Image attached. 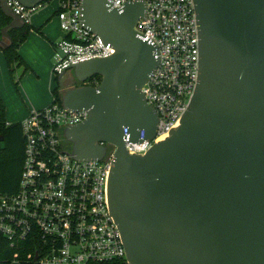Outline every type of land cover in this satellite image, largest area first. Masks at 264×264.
Segmentation results:
<instances>
[{"label":"water","instance_id":"95a60500","mask_svg":"<svg viewBox=\"0 0 264 264\" xmlns=\"http://www.w3.org/2000/svg\"><path fill=\"white\" fill-rule=\"evenodd\" d=\"M18 1L27 9L44 2ZM113 2L80 1L78 24L114 53L70 65L75 82H100L66 89L61 105L87 113L63 130L73 159L100 162L101 144L116 147L106 190L127 262L264 264V0H193L196 87L179 127L144 155H129L125 143L156 136L157 115L141 88L160 55L135 29L145 2ZM0 10L11 19L1 30L6 50L8 32L24 22L6 0Z\"/></svg>","mask_w":264,"mask_h":264},{"label":"built area","instance_id":"2783aa9c","mask_svg":"<svg viewBox=\"0 0 264 264\" xmlns=\"http://www.w3.org/2000/svg\"><path fill=\"white\" fill-rule=\"evenodd\" d=\"M55 1V16L64 34L56 47L63 56L58 55L53 67L55 77L65 67L61 76L70 65L114 53L78 24L81 0ZM127 1L134 0H114L112 7L119 8ZM143 1L146 18H140L135 29L156 43L160 60L141 92L158 122L151 141L125 143L129 155H144L168 138L170 129L179 127L197 83L198 35L193 0ZM6 4L24 25H30L37 8L27 9L18 0H6ZM98 84L87 82L84 86ZM86 118L85 111L67 112L52 100L46 108L31 111L20 123L24 139L22 170L16 193L0 194V234L11 244L28 240L37 244L34 264H130L107 200L108 173L116 147L101 144L106 147V155L97 162L73 159L65 145L63 130Z\"/></svg>","mask_w":264,"mask_h":264},{"label":"trees","instance_id":"16d2710c","mask_svg":"<svg viewBox=\"0 0 264 264\" xmlns=\"http://www.w3.org/2000/svg\"><path fill=\"white\" fill-rule=\"evenodd\" d=\"M49 1L50 0H45L43 3H48ZM10 22L11 19L6 17L0 10V40L1 30L8 26ZM30 30V25H24V27L20 30H10L8 32V36L12 40V45L6 50H2L0 48V51L5 57L13 82H16L14 83L16 88L21 78L28 70L27 65L23 62L18 53V49L20 45L26 41ZM18 68H23V72L14 76L15 71ZM94 78L88 80L87 82H100L99 77ZM55 82L57 85L51 91L52 100L55 103L61 104L62 96L58 95V78H55ZM92 85H94V83ZM0 138L3 139L5 145V149L0 150V194L10 195L16 193L18 189L23 163L24 139L21 133L20 124L7 125L5 105L1 97ZM37 251V244L30 240L11 244L2 234H0V264H11L13 262H17L19 264H34L33 258Z\"/></svg>","mask_w":264,"mask_h":264},{"label":"crops","instance_id":"0c3cea01","mask_svg":"<svg viewBox=\"0 0 264 264\" xmlns=\"http://www.w3.org/2000/svg\"><path fill=\"white\" fill-rule=\"evenodd\" d=\"M53 10L52 12L55 14L57 4L54 6ZM49 11H42L41 13L43 14L34 19L33 25L32 22H30L31 30L26 41L20 45L18 53L28 67V70L25 73L26 75H23L25 76L24 81L31 84H33V82H46L50 87L49 89L52 91L53 77L49 76V71L52 66L54 53H57V44L64 36L59 30L57 19L55 20L49 17L52 13ZM8 73L9 69L5 57L0 51V97L6 108V122L7 125L20 124L31 109L40 110L47 105L48 98L39 97L40 95L37 93L34 96L29 97L25 102V104H29V106L26 107V111L22 110V107L15 99V95L7 88L8 82H10L8 79ZM17 75H19V72H16L14 76ZM10 78L12 80V77ZM20 82L18 83V86ZM18 86L16 88L17 91Z\"/></svg>","mask_w":264,"mask_h":264},{"label":"rangeland","instance_id":"374dc122","mask_svg":"<svg viewBox=\"0 0 264 264\" xmlns=\"http://www.w3.org/2000/svg\"><path fill=\"white\" fill-rule=\"evenodd\" d=\"M56 4H57V2L55 0H53V1H50L48 3H43L42 5L37 7L36 11L32 13L31 18H30V22H32V25L34 23V19L43 14V13H41L42 11H45V10L49 11L50 10L49 12H52V10ZM49 17L51 19L56 20V16H55L54 12H52L49 15ZM59 30H60V28H59ZM60 32L64 36V34L62 33L61 30H60ZM58 57H59L58 54L54 53V58L52 59V66H51V69L49 71V76L53 77V79H52V87L53 88L57 85L54 78H58V77H55L53 75V67L56 64ZM16 72H19V74H21L23 72V68H18V71L16 70L15 74H16ZM10 77L11 76L8 73V79L10 82H8L7 88L12 92V94L15 95V99H16L17 103L20 104V106L22 107V110L26 111V107H28L29 104H25V102L28 100L29 97H32L37 93H39V95H40L39 97L48 98L47 105H45L43 108H46L47 106H49L52 103L51 90L49 89L50 87L48 86V84L46 82H33V84H31L29 82H25L24 81L25 76H23L22 80L18 86V91H17L16 87L14 86V83H16V82H12L13 79L11 80ZM74 82L75 81L73 79L72 73L66 72L64 74L63 78H61V80L59 81L58 95L62 96L63 91H65L66 89L72 88ZM5 110H6V108H5ZM31 111H33V110L31 109L30 112ZM29 113L25 116V118L23 120H25L27 118ZM6 121H7V117H6ZM11 264H19V263L13 262Z\"/></svg>","mask_w":264,"mask_h":264},{"label":"flooded vegetation","instance_id":"af4514ba","mask_svg":"<svg viewBox=\"0 0 264 264\" xmlns=\"http://www.w3.org/2000/svg\"><path fill=\"white\" fill-rule=\"evenodd\" d=\"M93 78H94V77H93ZM86 83H87V82H85V83H83V84H79V83H77V82H74L72 88L83 86V85H85ZM65 145H66L68 148H70V144H69V143L65 142Z\"/></svg>","mask_w":264,"mask_h":264}]
</instances>
